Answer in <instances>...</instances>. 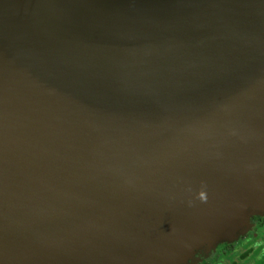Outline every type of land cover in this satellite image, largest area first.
<instances>
[{"label":"water","instance_id":"water-1","mask_svg":"<svg viewBox=\"0 0 264 264\" xmlns=\"http://www.w3.org/2000/svg\"><path fill=\"white\" fill-rule=\"evenodd\" d=\"M263 191L264 0H0V264H179Z\"/></svg>","mask_w":264,"mask_h":264},{"label":"rangeland","instance_id":"rangeland-1","mask_svg":"<svg viewBox=\"0 0 264 264\" xmlns=\"http://www.w3.org/2000/svg\"><path fill=\"white\" fill-rule=\"evenodd\" d=\"M59 94V91H37L40 98ZM253 194L237 211L201 236L179 264H264V191L256 199ZM223 246L229 247L224 254L220 252ZM247 251V256L240 259Z\"/></svg>","mask_w":264,"mask_h":264},{"label":"flooded vegetation","instance_id":"flooded-vegetation-1","mask_svg":"<svg viewBox=\"0 0 264 264\" xmlns=\"http://www.w3.org/2000/svg\"><path fill=\"white\" fill-rule=\"evenodd\" d=\"M229 247L223 246L220 250L222 254L226 253L228 251ZM248 251L240 255V259H243L245 256H247Z\"/></svg>","mask_w":264,"mask_h":264}]
</instances>
